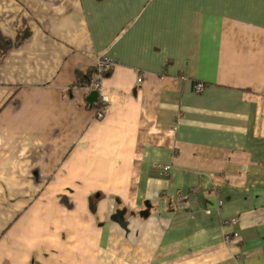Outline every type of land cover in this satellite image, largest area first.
I'll use <instances>...</instances> for the list:
<instances>
[{"label": "crops", "instance_id": "crops-1", "mask_svg": "<svg viewBox=\"0 0 264 264\" xmlns=\"http://www.w3.org/2000/svg\"><path fill=\"white\" fill-rule=\"evenodd\" d=\"M0 264H264V0H0Z\"/></svg>", "mask_w": 264, "mask_h": 264}, {"label": "built area", "instance_id": "built-area-1", "mask_svg": "<svg viewBox=\"0 0 264 264\" xmlns=\"http://www.w3.org/2000/svg\"><path fill=\"white\" fill-rule=\"evenodd\" d=\"M114 64V60L111 57H107V56H101L96 62L95 65L96 67H98L100 70H107L109 68L112 67V65ZM92 87L95 90H98L100 92V100L101 101H105L106 97L104 94H102V84H101V80H96L95 82L92 83ZM195 91L199 92L203 89V83L202 82H198L197 84H195L194 86ZM102 115V113H98V117H100ZM162 173L167 174L168 171V166H163L162 169ZM235 235H229L227 234L225 236L226 240H229L231 237H233Z\"/></svg>", "mask_w": 264, "mask_h": 264}, {"label": "water", "instance_id": "water-1", "mask_svg": "<svg viewBox=\"0 0 264 264\" xmlns=\"http://www.w3.org/2000/svg\"><path fill=\"white\" fill-rule=\"evenodd\" d=\"M96 92V91H95ZM145 206H146V208L145 209H143V210H141V212L139 213V215L141 216V217H144V218H146L148 215H149V207H150V204L147 202L146 204H145ZM125 212V210L124 209H121V210H117V211H115V213L113 214V218L114 219H119V220H121V219H123V213Z\"/></svg>", "mask_w": 264, "mask_h": 264}, {"label": "rangeland", "instance_id": "rangeland-1", "mask_svg": "<svg viewBox=\"0 0 264 264\" xmlns=\"http://www.w3.org/2000/svg\"><path fill=\"white\" fill-rule=\"evenodd\" d=\"M100 57H101V56H100ZM100 57L96 58V61H97ZM96 61H95V62H96ZM95 66H96V65H95ZM95 66H94V67H95ZM137 79H138V81H141V80H142V77H141V76H138ZM100 117H102V115H101ZM100 117H99V118H100ZM147 219H148V216H147ZM145 224H146V225H145V226H146L145 228H151V227H152V225L149 224V223H145ZM131 233L133 234L134 232H131Z\"/></svg>", "mask_w": 264, "mask_h": 264}, {"label": "trees", "instance_id": "trees-1", "mask_svg": "<svg viewBox=\"0 0 264 264\" xmlns=\"http://www.w3.org/2000/svg\"><path fill=\"white\" fill-rule=\"evenodd\" d=\"M22 40V37L18 36L16 41H15V44H18L20 43V41ZM108 70V69H107ZM104 72V71H103ZM99 118V117H98Z\"/></svg>", "mask_w": 264, "mask_h": 264}, {"label": "bare ground", "instance_id": "bare-ground-1", "mask_svg": "<svg viewBox=\"0 0 264 264\" xmlns=\"http://www.w3.org/2000/svg\"><path fill=\"white\" fill-rule=\"evenodd\" d=\"M102 89H103V86H102ZM96 91H98V90H96ZM102 92V91H101ZM98 93L100 94V92L98 91ZM99 113V112H98Z\"/></svg>", "mask_w": 264, "mask_h": 264}]
</instances>
